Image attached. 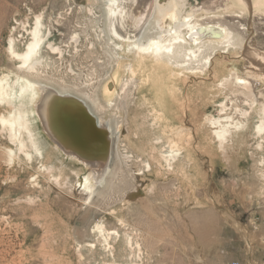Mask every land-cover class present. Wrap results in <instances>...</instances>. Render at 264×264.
<instances>
[{
  "label": "rangeland",
  "instance_id": "obj_1",
  "mask_svg": "<svg viewBox=\"0 0 264 264\" xmlns=\"http://www.w3.org/2000/svg\"><path fill=\"white\" fill-rule=\"evenodd\" d=\"M206 1L188 0L191 20L236 37L172 70L112 34L111 0H0V80L16 81L11 47L24 52L40 18L33 81L85 100L111 129L90 193L91 167L56 144L35 101L26 105L43 155L29 158L1 121L14 105L0 99V264H264V77L250 57L264 51V5Z\"/></svg>",
  "mask_w": 264,
  "mask_h": 264
},
{
  "label": "bare ground",
  "instance_id": "obj_2",
  "mask_svg": "<svg viewBox=\"0 0 264 264\" xmlns=\"http://www.w3.org/2000/svg\"><path fill=\"white\" fill-rule=\"evenodd\" d=\"M254 1L264 5V0ZM241 2L250 6L253 0H241ZM210 5L216 7L214 2H210ZM187 6L188 0H111L108 10L111 20V32L120 42L126 43L128 49L131 48L135 53L137 52V55L140 54L141 58L149 57L155 63L172 70L175 65L183 68L187 61L200 60L207 49L206 47L210 44L228 46L233 43V39L236 37L234 32L229 31L224 25L216 21L201 23L199 21L202 19L192 21L193 12L187 10ZM154 13L158 16L156 24L149 26L148 34L146 33L148 40L145 42L143 40L145 36L140 32L143 31L142 29L148 24ZM42 26L41 19L38 18L35 28L30 30L32 35L30 37L32 38L29 44L26 45L27 48L24 52H18L14 45L11 47L14 57L21 60L18 67L20 72L14 83H11L9 79L0 80V99L14 105L10 115L1 117V121L9 128L12 142H19L20 150L29 158L33 157V153L43 155L33 133L27 109L28 104L26 105V101L33 104L35 101L36 112L41 118L45 130L59 147L74 154L78 153L77 150L92 153V157L85 160L91 170L84 182L85 190L92 193L94 183L100 181L104 175V164L107 162L106 153H108L109 141H111L109 140L111 129L102 119L95 116L85 100L72 95V93L57 90L51 85L33 81V79L40 77L37 67L42 63L44 56ZM184 28L187 29V32H183ZM119 46L123 50L126 49L125 45L121 43ZM252 48L250 47V57L256 67L264 73V51ZM57 49V46H50V50L54 53L57 52ZM210 59V57H207L206 62H210ZM144 63L145 60L141 59L140 65ZM253 63L251 62V64ZM263 73L261 74L262 77H264ZM242 80V84L252 91L253 99H260L261 97H256L254 93L256 83L251 79ZM37 94L40 95L38 99H36ZM16 101L19 104H16ZM232 124L231 122L221 126L218 133L222 139H225L227 134L230 135ZM263 125H260V127H263ZM93 126L96 131L90 132L89 128ZM24 133L29 135L30 146L23 139ZM8 150L11 154L13 153L11 148ZM93 156H96V158Z\"/></svg>",
  "mask_w": 264,
  "mask_h": 264
},
{
  "label": "water",
  "instance_id": "obj_3",
  "mask_svg": "<svg viewBox=\"0 0 264 264\" xmlns=\"http://www.w3.org/2000/svg\"><path fill=\"white\" fill-rule=\"evenodd\" d=\"M77 155H78L82 160H86L87 158L92 157V153H90V152H86V151L78 152Z\"/></svg>",
  "mask_w": 264,
  "mask_h": 264
},
{
  "label": "built area",
  "instance_id": "obj_4",
  "mask_svg": "<svg viewBox=\"0 0 264 264\" xmlns=\"http://www.w3.org/2000/svg\"><path fill=\"white\" fill-rule=\"evenodd\" d=\"M230 264H243V263L237 260V261H232Z\"/></svg>",
  "mask_w": 264,
  "mask_h": 264
}]
</instances>
